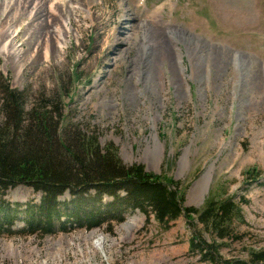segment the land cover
I'll return each instance as SVG.
<instances>
[{
    "label": "rangeland",
    "instance_id": "rangeland-1",
    "mask_svg": "<svg viewBox=\"0 0 264 264\" xmlns=\"http://www.w3.org/2000/svg\"><path fill=\"white\" fill-rule=\"evenodd\" d=\"M0 30V89L6 79L26 108L63 105L64 123L125 165L179 182L186 207L232 198L239 239L197 232L223 259L264 251V0H0ZM4 198L22 210L40 194ZM193 230L135 210L110 228L3 231L0 264H204Z\"/></svg>",
    "mask_w": 264,
    "mask_h": 264
},
{
    "label": "trees",
    "instance_id": "trees-1",
    "mask_svg": "<svg viewBox=\"0 0 264 264\" xmlns=\"http://www.w3.org/2000/svg\"><path fill=\"white\" fill-rule=\"evenodd\" d=\"M63 108L52 101L26 108L23 93L5 79L0 89V232L45 236L72 227L110 228L123 222L126 211L137 210L146 220L152 214L161 226L183 216L194 229L190 249L204 264H264V251L248 260L223 259L217 245L196 230L201 225L214 241L239 239L232 223L241 215L232 198L209 201L202 210L186 207L179 182L140 164L125 165L113 145L100 147L94 134L64 123ZM19 185L40 194L39 203L21 210L7 202V191ZM65 193L69 201H59ZM104 197L110 200L104 203ZM18 222L23 227L10 230Z\"/></svg>",
    "mask_w": 264,
    "mask_h": 264
},
{
    "label": "bare ground",
    "instance_id": "bare-ground-1",
    "mask_svg": "<svg viewBox=\"0 0 264 264\" xmlns=\"http://www.w3.org/2000/svg\"><path fill=\"white\" fill-rule=\"evenodd\" d=\"M2 29H3V27H2ZM3 31V30H2ZM1 30H0V42H1V44L3 45V47H5L6 46V39L9 37V35L8 34H6V31L4 32H2ZM16 38V35H15V37L13 38V40L12 41H14V39ZM153 39H154V44L156 45V47L157 48H160L161 50H164V47H163V43L164 42H162V40L160 39V37L158 36V33H154V35H153ZM6 42V43H5ZM161 46H162V48H161ZM4 49V48H3ZM165 55V54H164Z\"/></svg>",
    "mask_w": 264,
    "mask_h": 264
}]
</instances>
